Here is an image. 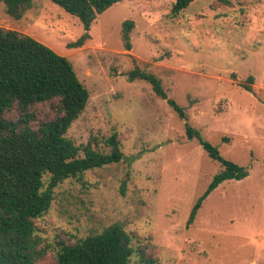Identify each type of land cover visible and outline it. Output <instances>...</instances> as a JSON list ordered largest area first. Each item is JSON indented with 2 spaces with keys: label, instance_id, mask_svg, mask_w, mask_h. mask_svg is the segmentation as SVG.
<instances>
[{
  "label": "rangeland",
  "instance_id": "rangeland-1",
  "mask_svg": "<svg viewBox=\"0 0 264 264\" xmlns=\"http://www.w3.org/2000/svg\"><path fill=\"white\" fill-rule=\"evenodd\" d=\"M174 1L113 4L79 47L67 44L84 32L81 22L52 1L33 0L19 19L0 4V26L66 56L88 90L65 135L80 148L89 142L108 152L106 139L116 133L123 154L54 188L37 220L49 246L38 264L55 263L59 240L115 222L158 264H264V0H193L173 17ZM125 19L134 21L129 49L121 38ZM134 66L157 75L201 137L248 172L215 187L187 226L193 203L221 165L186 137L185 120L148 82L127 78ZM52 104L33 105L37 119L52 117Z\"/></svg>",
  "mask_w": 264,
  "mask_h": 264
},
{
  "label": "trees",
  "instance_id": "trees-1",
  "mask_svg": "<svg viewBox=\"0 0 264 264\" xmlns=\"http://www.w3.org/2000/svg\"><path fill=\"white\" fill-rule=\"evenodd\" d=\"M81 22L84 32L68 47H79L89 38L96 16L124 0H50ZM193 0H175L170 15L177 16ZM33 0H0L5 12L22 17ZM134 21L121 23V38L130 48ZM129 80L148 82L154 94L184 119L187 138H196L207 155L220 163L204 192L193 203L186 226L190 224L206 196L226 179H241L247 169L225 157L203 139L186 121V114L168 97L160 78L134 66ZM252 80V76L247 77ZM243 88L251 91L244 84ZM89 93L79 80L69 59L28 34L0 26V264H38L49 249L38 235L37 220L49 209L54 188L69 177L118 162L123 154L116 133L106 139L108 152L94 149L88 142L82 148L65 134L83 112ZM53 102L54 115L37 119L32 107ZM15 116H7L11 111ZM82 150L83 155H79ZM45 177V178H44ZM134 237L123 226L112 223L100 232L73 241L59 240L54 264H158L144 246H133ZM137 258L133 260V257Z\"/></svg>",
  "mask_w": 264,
  "mask_h": 264
}]
</instances>
